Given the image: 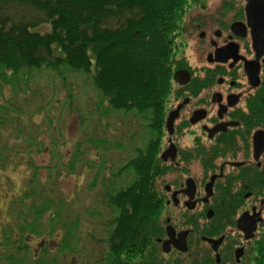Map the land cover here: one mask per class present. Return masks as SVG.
<instances>
[{
    "label": "flooded vegetation",
    "instance_id": "obj_1",
    "mask_svg": "<svg viewBox=\"0 0 264 264\" xmlns=\"http://www.w3.org/2000/svg\"><path fill=\"white\" fill-rule=\"evenodd\" d=\"M179 44L174 76L182 84L174 81L166 99L161 134L136 143L112 174L119 191L127 188L135 179L128 164L143 156L150 140L161 150L160 170L150 173L166 207L160 219L164 230L147 233L155 238V252L146 251L143 260L264 264V0H199L194 17L181 25ZM172 176L177 177L170 181ZM173 211L179 227L165 217ZM115 218L81 222L85 237L75 222L54 226L64 231L58 253L66 236L64 256H79L75 264H108ZM47 238L51 235H29L25 246L36 259L54 263ZM84 239H92L94 248L80 247ZM140 261L130 264H144Z\"/></svg>",
    "mask_w": 264,
    "mask_h": 264
},
{
    "label": "trees",
    "instance_id": "obj_2",
    "mask_svg": "<svg viewBox=\"0 0 264 264\" xmlns=\"http://www.w3.org/2000/svg\"><path fill=\"white\" fill-rule=\"evenodd\" d=\"M198 2L0 0V76L6 81L8 75L41 69L90 74L94 68V86L107 99L109 108L141 117L146 134L157 136L163 130L166 99L175 85L181 25L194 17ZM148 147L127 166L135 173L130 186L119 191V182L114 181L102 190L116 215L107 239L108 264L118 260L130 264L135 258L145 264L143 254L155 252V238L147 233L164 230L160 219L166 207L150 173L160 170L161 150L151 140ZM111 190L116 192L114 196H108ZM29 196L11 206L10 225L2 229L0 264L56 263L36 259L25 239L52 235L54 226L66 228V223L59 215L49 216L45 222L48 205L43 209L35 202L28 206ZM43 202L54 204L49 199ZM169 216L179 227L178 214ZM47 223L50 228L43 227ZM61 243L59 253L64 255L66 236Z\"/></svg>",
    "mask_w": 264,
    "mask_h": 264
},
{
    "label": "rangeland",
    "instance_id": "obj_3",
    "mask_svg": "<svg viewBox=\"0 0 264 264\" xmlns=\"http://www.w3.org/2000/svg\"><path fill=\"white\" fill-rule=\"evenodd\" d=\"M94 72L41 69L8 75L6 81L0 76V242L13 202L28 194V206L48 205L45 222L59 215L64 222H75L79 232L87 231L86 221L113 215L102 190L116 181L112 174L123 166L125 153H133L135 144L146 139V122L109 108L94 86ZM46 199L54 204L44 203ZM54 230L47 238L50 258L75 264L79 256L58 253L64 231ZM83 243L80 247L94 248L92 239ZM99 247L101 258L105 251Z\"/></svg>",
    "mask_w": 264,
    "mask_h": 264
},
{
    "label": "water",
    "instance_id": "obj_4",
    "mask_svg": "<svg viewBox=\"0 0 264 264\" xmlns=\"http://www.w3.org/2000/svg\"><path fill=\"white\" fill-rule=\"evenodd\" d=\"M178 76H179L178 74H175V76H174V81L180 83V81L178 80ZM180 84H182V83H180ZM174 231H175V230L172 228V226L168 227V232H172V233H173ZM165 247H168V244H166ZM178 248H179V247H178ZM180 249H181V248H180Z\"/></svg>",
    "mask_w": 264,
    "mask_h": 264
}]
</instances>
